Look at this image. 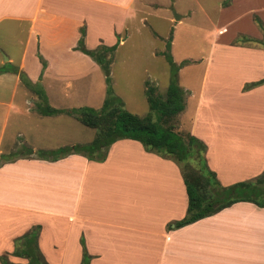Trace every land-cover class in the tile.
I'll use <instances>...</instances> for the list:
<instances>
[{
    "label": "crops",
    "instance_id": "crops-1",
    "mask_svg": "<svg viewBox=\"0 0 264 264\" xmlns=\"http://www.w3.org/2000/svg\"><path fill=\"white\" fill-rule=\"evenodd\" d=\"M132 1L126 0L125 6ZM94 2L112 4L108 0H0V22L26 21L29 25L18 68L36 82L41 70L38 50L50 60V67L58 64V49L75 53L80 28L85 27L88 40L96 22L89 12ZM238 2L242 4L231 0L222 6L225 17L212 33L207 56L191 61L203 65L200 87L186 95L185 109L178 116L182 130L206 143L208 167L224 186L264 171V144L257 138L255 122L252 125V108L264 95V83L245 88L264 78V46L259 42L264 34L254 21L257 15L264 22V8L257 7L255 0H243L242 5L248 6L239 9ZM109 23L106 18L99 26L106 28ZM70 33L77 36L72 41L66 39ZM239 35L258 42H238ZM96 44L100 45V38ZM6 61L14 64L12 56L7 55ZM6 64L0 62V67ZM56 67L45 69L42 76L49 91L58 84V78L52 80L58 74ZM0 82L9 97V102L0 98L5 126L12 111L24 116L36 111L27 98L33 93L16 73H1ZM69 85L63 82V92H69ZM18 95L20 106L15 104ZM23 137L17 138L35 151L55 149L38 148ZM2 138L3 134L0 141ZM16 141L9 142L0 156L11 154ZM187 208L188 194L179 165L146 150L137 140L114 142L102 162L75 153L54 161L35 155L17 157L0 162V256L9 253L12 262L26 263L28 259L12 255L14 241L38 224L39 247L50 264H81L82 239L89 264H209L210 240L228 232L244 241L259 237L252 264H257L261 251L263 259L264 222L257 224L253 218H264V208L237 202L174 228L172 223L184 218ZM169 224L173 228H168ZM236 263L251 262L241 253Z\"/></svg>",
    "mask_w": 264,
    "mask_h": 264
},
{
    "label": "rangeland",
    "instance_id": "rangeland-1",
    "mask_svg": "<svg viewBox=\"0 0 264 264\" xmlns=\"http://www.w3.org/2000/svg\"><path fill=\"white\" fill-rule=\"evenodd\" d=\"M230 1L133 0L128 7L125 6L126 0H108L112 4L94 2L89 12L96 19V22L90 28L88 40L85 36V44L94 49L98 47L96 43H98L99 38L100 44L108 46L117 44L119 41L111 64L114 92L132 113L139 116L150 115L152 111L147 101L146 83L151 82L152 86L158 88L159 97H164L170 83V64L162 55L168 50V40H172L169 51L176 65L179 66L177 73L179 85L188 95L191 93V89L200 87L199 80L202 77L203 66L199 62L191 61L202 60L207 56L212 33L219 21L224 20L225 17L222 6H226ZM239 1H242L243 4V0ZM255 1L258 3L257 7L264 8V0ZM242 4L238 2L239 9L248 6V3ZM175 14L181 16L179 20L175 19ZM106 18L110 23L112 22L111 25L109 23L106 28L99 26L101 23L104 24ZM82 28L85 27L80 28V36L75 40L76 43L73 47L75 53H70L66 49H58L60 52L58 64L52 65L58 67L54 69V71H58V74L52 79L58 78L56 80L58 84L49 91V88L45 87V83L41 80L40 85L46 93L49 92V103L56 108L71 109L91 106L99 109L107 95L103 69L92 57L82 53L77 48L82 36ZM28 30L29 25L26 21L3 20L0 22V62L7 63L8 67H19L20 55L28 40ZM76 37L75 34L70 33L66 39L72 41ZM101 38L103 41L105 40V43ZM239 38L241 35L237 39ZM38 52L40 53L39 50ZM40 54L41 57L36 54L41 64L40 74L41 72L45 73L46 70L51 71L53 67H50V60L42 53ZM7 55L13 57L14 64L5 62ZM28 60L31 62L30 58ZM31 69H33V65ZM63 82L70 83L67 87L68 93L63 92L66 91L63 90ZM3 85V83L0 84V98L9 102L8 92L4 93ZM24 87L27 88L25 85ZM29 91L33 93L31 90ZM33 95L27 98L31 99L32 105L36 106L39 98L36 94L33 93ZM20 99L18 95L15 101L18 106L22 104ZM257 100L259 103L255 105V108H252V125L255 122L257 138L263 145L264 95ZM191 105L189 102V109L192 108ZM153 114L156 115L154 112ZM6 120L5 111L0 109V136L3 134L2 141H0V153L6 150L9 142L17 139L11 150V155L21 152L26 146L30 147L28 143H22V138L18 139L22 135L25 136L23 137L24 141L36 144L38 148H57L71 144L88 143L93 140L96 133L95 129L85 126L67 114L43 116L35 111L31 115L24 116L12 111L8 118L9 122L5 126ZM178 128H180V122L179 126L177 125ZM190 164L195 167L198 166L195 160H190ZM181 167L184 165L181 164ZM253 219L257 224L264 222V218L257 216H254ZM216 243L218 244L216 245ZM208 246L207 260L209 264H240L241 262L236 263V259L241 253L248 257V261L252 264L253 249L260 246V241L259 237L253 241H246V239L244 241L235 236L234 233L228 232L216 239H211ZM259 255L257 264H263L264 252L263 259L262 251ZM242 261L245 262L243 259Z\"/></svg>",
    "mask_w": 264,
    "mask_h": 264
},
{
    "label": "trees",
    "instance_id": "trees-1",
    "mask_svg": "<svg viewBox=\"0 0 264 264\" xmlns=\"http://www.w3.org/2000/svg\"><path fill=\"white\" fill-rule=\"evenodd\" d=\"M254 21L264 32V22L257 15ZM86 29L82 28V36L78 49L92 57L103 69L107 84V95L103 105L98 109L91 106L63 109L56 108L49 103L47 93L42 87L41 72L39 81L33 83L28 75L18 67H0V74L14 72L19 75L21 82L39 98L34 110L43 116H57L67 114L73 116L87 127L96 130L93 140L84 144L61 146L55 149H38L25 147L15 155L3 154L0 162H10L17 157L35 155L44 160H58L69 154H82L90 160L102 162L107 158L110 146L120 139L137 140L148 151L175 161L182 172L188 194L187 214L181 220L172 223L174 228H180L194 223L205 217L214 215L231 205L247 201L264 208V171L255 178L239 181L224 186L207 164V145L198 137L189 132H183L179 126V114L186 106V91L178 82V68L173 56L170 54L171 39L167 45L168 50L162 53L171 68L170 83L164 97H159L158 88L147 82L146 96L150 115L139 116L129 111L123 100L114 92L112 87L111 64L118 47L117 44L108 46L100 44L89 49L85 44ZM239 42H258L248 36H241ZM264 46V39L259 41ZM41 57L40 53H37ZM264 83V78L247 84L246 89ZM153 112L156 114L154 116ZM190 160L197 162V167L190 164ZM181 164L184 167H181ZM172 224L168 228H173ZM41 225H34L28 232L17 237L12 255L28 259L26 263H15L9 259V253L0 256L1 264H50L40 250L38 239ZM84 253L81 264H89L90 255L87 253L82 239Z\"/></svg>",
    "mask_w": 264,
    "mask_h": 264
},
{
    "label": "water",
    "instance_id": "water-1",
    "mask_svg": "<svg viewBox=\"0 0 264 264\" xmlns=\"http://www.w3.org/2000/svg\"><path fill=\"white\" fill-rule=\"evenodd\" d=\"M180 17H181L180 15H178V14H175V19H176V20H179V19H180ZM6 59H7V58H6Z\"/></svg>",
    "mask_w": 264,
    "mask_h": 264
}]
</instances>
